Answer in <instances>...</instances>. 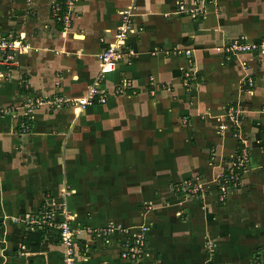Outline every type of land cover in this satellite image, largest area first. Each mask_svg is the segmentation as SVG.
Returning <instances> with one entry per match:
<instances>
[{"label":"crops","instance_id":"crops-1","mask_svg":"<svg viewBox=\"0 0 264 264\" xmlns=\"http://www.w3.org/2000/svg\"><path fill=\"white\" fill-rule=\"evenodd\" d=\"M54 1L0 0V31L29 46L0 81V106L11 111L0 117V264H62L57 231L23 222L52 200L59 215L66 202L80 231L76 264H133L120 256L122 231L84 232L108 225L130 234L150 228L143 264H209L208 242L211 264H264V52L223 50L237 38L264 40V0H137L125 40L133 53L100 84L107 103L82 111L44 105L22 133L27 100L87 93L131 6L77 0L78 17L64 33L51 17ZM181 3L204 15L181 13ZM123 81L131 87L118 94ZM228 106L241 111L239 138L220 128L229 125ZM244 145L242 185L220 203L216 177ZM195 177L203 195L177 192ZM39 232L40 248L28 249V234Z\"/></svg>","mask_w":264,"mask_h":264},{"label":"built area","instance_id":"built-area-1","mask_svg":"<svg viewBox=\"0 0 264 264\" xmlns=\"http://www.w3.org/2000/svg\"><path fill=\"white\" fill-rule=\"evenodd\" d=\"M29 2L31 0H28ZM137 0H130V7L123 12L121 16V24L118 27L114 41L109 44L103 53L100 55V69L99 75L92 84L87 93L76 99L66 98L61 95H54L48 97H35L27 100L22 106L26 111L25 120L21 122L22 133H27L31 129V119L29 114L42 106L49 108H75L82 111L94 103H107L106 91L100 88L105 76L115 72L118 63L125 57L132 55V51L126 50L125 40L128 34L133 30V5ZM199 2L200 0H196ZM77 0H55L51 8V17L53 21L62 26L64 33L71 28L75 19L78 17L76 13ZM181 13L189 12L191 17H200L203 13L201 8L189 9L184 3L178 7ZM29 49L28 44L23 42V38H17L14 35L4 36L0 31V81L11 76L10 66L15 64L18 54L26 52ZM225 54L239 55L245 53H261L264 52V40L249 41L246 38H237L232 40L223 48ZM181 53V52H180ZM189 55L190 51L185 52ZM252 85V81H249ZM129 81L121 82L118 86L117 93L122 94L126 89L130 88ZM11 111L0 106V117L5 118ZM226 120L229 122L228 126H221V130L229 129L235 138H239L240 117L241 111L236 106H228L225 114ZM241 144H243L241 142ZM211 165L214 164V156L211 157ZM250 154L246 146H240L235 154L231 156L230 161L222 168V171L217 175L216 182L218 187V201L224 203L231 192L238 190L243 182V175L249 165ZM177 192H182L189 196H200L204 193V185L199 178H193L176 186ZM66 196L69 193L64 192ZM57 204L52 200L48 201L43 211L37 218L27 217L23 222L29 226L30 230H38L45 233L52 230L57 231L58 239L64 247V256L62 264H76V257L81 253V248L78 246L77 237L80 234L79 230H75L72 225V218L68 210L66 202L59 204L61 220L57 221V216H60L54 207ZM122 231L124 238L120 244V256L123 260L129 261L133 264H143L147 253V242L150 228L147 225H141L133 234L129 230H122L121 227H114L108 225L102 229L86 228L84 232L90 236L106 237L115 231ZM154 264H160L155 262Z\"/></svg>","mask_w":264,"mask_h":264},{"label":"trees","instance_id":"trees-1","mask_svg":"<svg viewBox=\"0 0 264 264\" xmlns=\"http://www.w3.org/2000/svg\"><path fill=\"white\" fill-rule=\"evenodd\" d=\"M43 238H44V234H41L40 232L39 233H29L24 243L26 244L28 249L33 250V251H38Z\"/></svg>","mask_w":264,"mask_h":264},{"label":"rangeland","instance_id":"rangeland-1","mask_svg":"<svg viewBox=\"0 0 264 264\" xmlns=\"http://www.w3.org/2000/svg\"><path fill=\"white\" fill-rule=\"evenodd\" d=\"M203 15H204V14L202 13L201 16H203ZM192 18H193V17H192ZM197 18H199V17H197ZM194 19H196V18H194ZM213 156H214V155H213ZM211 157H212V156H211ZM210 161H212V160L210 159ZM195 178H199V177H195ZM199 179L201 180V178H199ZM175 189H176V186H175ZM210 243H211V242H208V243H207V246H208V248H207V249H208V259H209V261H211L209 264H211L212 261H214V259H215V258H214V246H213V251L210 250V247H209V246H210ZM260 260H261V259H260L259 257H253V258H252V262H253L252 264H260Z\"/></svg>","mask_w":264,"mask_h":264}]
</instances>
